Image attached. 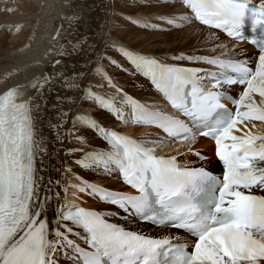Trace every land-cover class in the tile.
I'll return each mask as SVG.
<instances>
[{"label": "snow or ice", "instance_id": "obj_1", "mask_svg": "<svg viewBox=\"0 0 264 264\" xmlns=\"http://www.w3.org/2000/svg\"><path fill=\"white\" fill-rule=\"evenodd\" d=\"M180 4L184 15L161 13L155 17L160 23L128 19L146 30L164 31L162 25L186 22L223 32L233 42L247 40L258 49L255 67L229 53L204 54L227 47L219 43L180 51L170 58L179 63H169L166 56L113 41L111 48L147 77L178 115L124 93L103 65L94 68L104 82L95 87L66 80L117 122L150 125L157 132L152 139L134 138L92 116L77 117L99 136L102 147L72 148L68 154L81 153L77 165L114 176L133 192L81 180L79 192L114 206L115 212L60 204L55 192L51 220V189H42L36 176L33 100L24 86L0 93V264H61V255L69 264H264V135L252 131L254 124L249 127L252 121H264V0ZM20 30L17 26L16 34ZM220 39L210 36L213 43ZM100 55L114 69L129 70L107 52ZM105 85L117 94L96 91ZM32 87L38 88V82ZM199 137L215 142V156L223 165L220 175L161 154L173 140L195 144ZM185 153L207 159L191 146ZM113 215L182 234L155 238L110 222Z\"/></svg>", "mask_w": 264, "mask_h": 264}, {"label": "bare ground", "instance_id": "obj_2", "mask_svg": "<svg viewBox=\"0 0 264 264\" xmlns=\"http://www.w3.org/2000/svg\"><path fill=\"white\" fill-rule=\"evenodd\" d=\"M6 8L15 10L9 12L5 11ZM161 13L180 16L185 14V10L181 7L180 0H151L150 3L149 0H0V93L11 86H24L27 89L26 96L33 100L37 141L36 176L42 189H51L48 193L51 205L47 211L49 220L53 218L57 207L53 196L55 192L60 193V204L81 202L87 208H99L102 205L87 193L77 190L81 180L120 188L117 187L120 186L119 181L114 176H108L95 168L77 165L75 161L80 158L81 153L68 154L72 148L83 147L87 151H98L102 147L99 136L77 117L92 116L110 128L145 139H152L157 132L146 125L117 122L98 105L85 100L79 90L66 84V80L95 87L98 81L104 82L94 73V68L98 64L103 65L124 93L141 103H156L162 109L168 106L156 89L149 85V79L136 73L111 48L113 41L131 50L166 56L169 63H179L170 58L180 51L194 47L211 49L219 43L227 47L216 52L206 51L204 54L229 53L233 59L246 60L251 67H255L257 53L250 46L244 42L233 44L232 39L224 38L217 31L195 23L181 22L180 27H174L170 32L172 34H168V30L143 29L130 23L128 19H151L154 23H160L155 17ZM17 26H21L19 34H16ZM212 33L219 35L221 39L210 42ZM104 52L111 59L123 62L129 70L120 71L109 66L101 58L100 54ZM34 82H38V88L32 87ZM96 91L110 96L117 94L115 88L106 85ZM252 124L255 125L252 128L255 134L264 135V121L250 122L249 127ZM77 137H83V141ZM188 142L183 145L173 142L162 153L177 155L179 160L188 163L186 165H196L197 161L189 156L190 153L181 154L191 146L192 151L202 150L207 161H212L209 157L211 141L198 139L195 144L187 145ZM43 195L42 190L41 197ZM102 208L108 212L112 210L106 206ZM113 221L155 238L177 234L176 231L153 228L135 220L125 222L123 217ZM60 262L69 264L62 256Z\"/></svg>", "mask_w": 264, "mask_h": 264}, {"label": "rangeland", "instance_id": "obj_3", "mask_svg": "<svg viewBox=\"0 0 264 264\" xmlns=\"http://www.w3.org/2000/svg\"><path fill=\"white\" fill-rule=\"evenodd\" d=\"M255 2H259L258 0H256ZM162 4V3H161ZM165 30H168V34H172V33H170V32H172L171 30H173V28L174 27H171V26H166V25H164V27H163ZM176 28V27H175ZM234 44V43H233ZM232 47H234V46H232ZM191 154V153H190ZM189 154V156H191L195 161H197V164H202V163H204V162H201V161H198V158L196 157V156H193V155H190ZM209 157L212 159V157H211V155H209ZM179 160V159H178ZM195 161H193V162H195ZM179 162L182 164V165H186V164H188V163H185V160H179ZM76 203V202H75ZM75 203H73V204H75ZM139 228V227H138ZM140 229H141V227H140Z\"/></svg>", "mask_w": 264, "mask_h": 264}]
</instances>
